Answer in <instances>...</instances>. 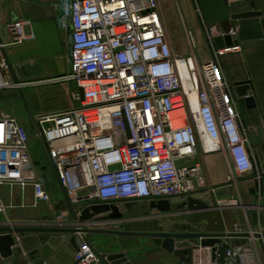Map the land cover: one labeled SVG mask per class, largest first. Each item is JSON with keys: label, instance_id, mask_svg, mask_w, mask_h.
I'll list each match as a JSON object with an SVG mask.
<instances>
[{"label": "built area", "instance_id": "obj_1", "mask_svg": "<svg viewBox=\"0 0 264 264\" xmlns=\"http://www.w3.org/2000/svg\"><path fill=\"white\" fill-rule=\"evenodd\" d=\"M56 10L58 27L68 34L70 68L63 80L77 85L72 97L80 106L35 119L78 217L93 205L187 200L207 192L199 149L225 152L240 177L253 171L238 98L220 62L200 63L194 51H174L159 0H59ZM24 25L7 26L17 43L25 40ZM191 59L197 67H190L187 91L179 67ZM6 68L0 52V89L21 87L5 80ZM204 140L215 147L205 150ZM31 164L28 131L15 117L0 115V186H32L37 201L51 203ZM71 217L67 208L55 224L68 226ZM249 232L264 234V224ZM228 245L221 264H257L246 245ZM78 248L76 264H101L85 240ZM194 264L217 262L210 249L199 248Z\"/></svg>", "mask_w": 264, "mask_h": 264}, {"label": "crops", "instance_id": "obj_2", "mask_svg": "<svg viewBox=\"0 0 264 264\" xmlns=\"http://www.w3.org/2000/svg\"><path fill=\"white\" fill-rule=\"evenodd\" d=\"M58 2L59 0H0V38L2 45H4L0 52L7 66L6 69L2 70V75L11 86H17L13 79L15 76L23 91L27 92L28 101H36L35 96L40 88H47L46 90L50 91L51 87H56L69 72L68 34L59 29L56 21ZM256 5L257 11L262 12L263 16L236 20L232 36H234L233 43L237 42V45L233 44L231 48L225 49L226 52L220 57L217 56V52L223 49H219L214 41L215 38L222 36L220 25L211 23L205 18L202 10L199 11L198 0H196L198 16L194 14L191 7L190 11L189 9L185 11L187 29L193 32L194 41L201 58H203L200 63L207 60H218L225 78L233 88L235 97L237 96L235 85L251 81L248 94L249 96L254 95L259 105L257 108L245 110H241L238 105L241 120L246 129L247 146L254 164L251 173L242 177L237 175L229 157L223 151L205 154L202 149L198 150V161L202 164L205 183L211 186L219 197L222 195L221 191L230 187V199H238L244 205L243 210H246V212L236 213L230 222L228 233L236 232V228L249 232L264 224V27L262 24L264 0H256ZM253 10L250 2L244 0L231 3L233 14L247 13ZM16 21L25 23L22 30L25 40L22 43L16 42L12 32L7 27ZM3 51L7 54L13 73L8 67ZM208 56L212 57L208 59ZM61 84L66 86L64 89H59L63 94V101L68 100L67 98L74 93V89L79 91L73 82H61ZM14 88L19 91L17 87ZM246 88L244 89L246 90ZM63 109L65 108L44 111L36 114V116ZM47 160L56 186L54 188L53 185L51 191L53 192L58 188L61 199L58 200L57 198L56 200L54 198L55 200H51V203H45L35 199L32 186L26 187L25 190L19 186H0V226L39 227L34 226V223L39 224L46 217L49 218L47 222L54 219V215L50 217L44 214L43 206H47L51 212L54 209L59 215L64 211L63 208L67 203L62 187L48 158ZM227 160L230 166H228ZM227 179L230 180V185L227 183ZM149 203L134 204V209L146 207L155 214L154 216H172L171 213L164 214L152 210ZM122 212L126 211L122 209ZM242 217H247V226H243L240 220ZM71 227L73 225L67 226V228ZM224 232L226 233V231L209 233ZM106 235L109 236L110 234L91 233L87 234L86 238L102 257L106 258L121 253V251L114 249L113 245L105 242ZM11 237L14 241L11 247L12 255L5 258L0 251V264H76V246L79 247L85 240L82 235L78 234L42 235L30 233L22 235L14 233ZM73 239H76L75 243H73ZM236 242V239L230 240V243L236 244ZM246 246L252 251L257 264H264V239H252ZM127 257L130 260L129 256ZM130 261L135 264L132 260ZM179 263L180 260L176 256L170 255L167 251L155 246L154 249L143 254L140 262L136 264ZM101 264H103L102 261Z\"/></svg>", "mask_w": 264, "mask_h": 264}, {"label": "rangeland", "instance_id": "obj_3", "mask_svg": "<svg viewBox=\"0 0 264 264\" xmlns=\"http://www.w3.org/2000/svg\"><path fill=\"white\" fill-rule=\"evenodd\" d=\"M190 7L194 14L198 16V12L196 11V0H159V11L162 16L163 25L167 36L173 45L174 51L177 54L183 55H190L192 51H194L197 58H199L198 61H202L203 58H201L199 54V49L196 46L194 39L189 36L190 33H192V36H194V34L192 31L187 29L185 11L186 9H189L190 11ZM211 57L212 56H208L207 58L209 59ZM59 82L60 84L56 87H51L54 89H51L52 91L46 90L47 88H40V91H38L35 96L36 101H28L35 116L36 114L44 111L46 112L48 110L80 106V101L75 100L72 95L67 98L68 100L63 101L64 97L59 89H64L66 87L61 84V82L63 83L65 80H61ZM75 90L76 89H74V93L77 92V90ZM24 94L28 100L27 92L24 91ZM2 114L15 117L26 128L30 135V154L32 158L31 167H33L45 180L46 189L51 199L53 201L55 199L57 200V198L58 200L61 199V194L57 190L58 188L53 192L51 191V187L53 185L54 188H56L54 176L50 171L44 149L33 129L19 91H17L14 87L0 89V115ZM223 155L225 156V154ZM229 161L227 160L228 166H230ZM226 181L230 185V180L227 179ZM205 189L209 192L212 201L218 208L206 212L191 214L187 213V211L184 212L185 210H179L171 213L172 216L170 217L154 216L155 214L150 212L146 207L136 208L130 214L125 215V212H122L119 208L122 217L118 219L112 218L114 211L110 210L106 213L100 214V216H97L98 219H92L84 222L79 221L80 224L75 223L76 221L73 217H71V224L68 226L70 227L73 225L71 228L80 227L85 229H107L124 232L209 233L214 231H226V233H228V231H230V222H232L236 213L242 211L246 212V210H243L244 205H242L238 199H230V187L221 191V197L216 195L215 191L212 190V187L207 184L205 185ZM43 208L45 210L44 214H47L50 217L54 215V219H52L50 223L47 222L49 219L48 217L43 218L41 223H34V226H63L61 224H55L58 222L60 215L54 211V209L52 210L53 212H51L47 206H43ZM106 217L108 218L105 219ZM240 220L243 226H247V217H242ZM105 237L106 238H104V240L107 244L113 245L114 249H117V251H121V253L129 256L130 260H132L135 264L140 262L143 254H146L156 246L151 238L112 235H106Z\"/></svg>", "mask_w": 264, "mask_h": 264}, {"label": "water", "instance_id": "obj_4", "mask_svg": "<svg viewBox=\"0 0 264 264\" xmlns=\"http://www.w3.org/2000/svg\"><path fill=\"white\" fill-rule=\"evenodd\" d=\"M200 8L205 16V18L211 23H218L222 29V36L215 38V43L219 49H228L231 48L233 44L237 45V42L233 43L234 36L232 32L235 29V21L245 18H255L262 17L263 13L257 11L256 0H244L250 2L251 7L254 9L251 12L233 14L231 11V3L240 2L243 0H198ZM264 27V20L262 21ZM0 44H2L0 38ZM5 60L8 64L10 71L13 73L12 66L9 62L7 54L3 51ZM15 83L19 84L18 80L14 76ZM251 85V81L238 83L235 85L237 88L236 95L238 98V105L241 110L257 108L259 107L258 102L254 95L249 96L248 88ZM247 87V88H246ZM239 88V89H238ZM241 88V89H240ZM246 88V90L244 89ZM19 94L23 101V104L28 113L29 119L33 126V129L42 144L47 158L55 172L57 180L59 182L58 175L55 171L52 161L49 158L48 151L44 139L41 135L39 127L36 123L35 115L32 112V109L28 103V100L24 94L22 88H19ZM81 97L83 99V90L80 91ZM60 183V182H59ZM61 185V184H60ZM62 187V186H61ZM65 200L67 205L64 206L63 210L65 211L69 208L74 220L80 221H89L92 219H98L97 216H100L102 213H106L110 210L114 211L112 218H120L119 207L115 205H93L91 207L85 208L82 210L81 215L78 217L73 207L70 204V201L62 188ZM133 203L125 204V208L130 211L133 207ZM149 206L152 210H157L160 213L168 214L179 210H185L187 212H199V211H208L218 208L212 201L210 194L208 192H202L198 195L190 197L187 200L182 199H172V200H159L151 201ZM106 217L105 219H107ZM30 234L37 233L42 235L47 234H78L82 235L85 241L93 248L89 240L86 238L87 234L96 233V234H110L116 236H131V237H144L151 238L153 243L167 251L170 255L176 256L179 260V264H194V251L201 249H210L211 258L217 264H221L225 258L226 249L230 240L236 239L237 246H245L252 239H264V234L247 232L243 234L238 233H154V232H124V231H114V230H104V229H85V228H67V227H28V226H0V251L3 257L8 258L12 255L11 247L13 246L12 234ZM76 239H73L75 243ZM76 250L79 248L76 246ZM94 251H96L93 248ZM97 252V251H96ZM101 261L103 264H132L128 259L126 254L119 253L110 255L108 257H102L98 252Z\"/></svg>", "mask_w": 264, "mask_h": 264}, {"label": "bare ground", "instance_id": "obj_5", "mask_svg": "<svg viewBox=\"0 0 264 264\" xmlns=\"http://www.w3.org/2000/svg\"><path fill=\"white\" fill-rule=\"evenodd\" d=\"M190 67L192 69L193 68L196 69L197 61L195 59H191L190 62H184V61L180 62V67H179L180 74H181L184 86H185L187 91L191 90V81H190V75H189ZM17 85H20V84H17ZM18 89H19V87H18ZM191 96H192L193 102H195V96L193 94ZM202 146L205 150H211L215 147L208 140H204Z\"/></svg>", "mask_w": 264, "mask_h": 264}, {"label": "flooded vegetation", "instance_id": "obj_6", "mask_svg": "<svg viewBox=\"0 0 264 264\" xmlns=\"http://www.w3.org/2000/svg\"><path fill=\"white\" fill-rule=\"evenodd\" d=\"M115 206H117V207H119L121 210L122 209H124L126 212H125V215L127 214H130L132 211H133V209L135 208V206L133 205V207H132V209L130 210V211H128L126 208H125V204H123V205H115Z\"/></svg>", "mask_w": 264, "mask_h": 264}]
</instances>
